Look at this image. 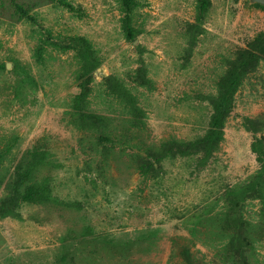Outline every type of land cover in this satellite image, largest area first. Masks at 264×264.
<instances>
[{"label": "rangeland", "instance_id": "rangeland-1", "mask_svg": "<svg viewBox=\"0 0 264 264\" xmlns=\"http://www.w3.org/2000/svg\"><path fill=\"white\" fill-rule=\"evenodd\" d=\"M134 2L139 34L128 41L119 0H0V199L33 154L43 161L32 182L50 190L49 202L20 203L0 218V264H184L185 251L194 264H243L224 249L231 231L214 216L257 176L264 195V170L250 150L254 136L264 137V59L236 91L206 166L163 158L146 177L137 167L149 149L204 133L210 109L199 96L214 93L223 58L264 32V11L245 0H209L187 55L196 0ZM72 37L85 39L98 60L84 114L103 117L105 128L79 122L71 108L80 63L63 48ZM138 68L148 86L134 81ZM108 76L136 98L141 127L107 94ZM245 119L261 121L260 132L248 131ZM244 196H233L249 225L243 257L264 264V202Z\"/></svg>", "mask_w": 264, "mask_h": 264}, {"label": "trees", "instance_id": "trees-1", "mask_svg": "<svg viewBox=\"0 0 264 264\" xmlns=\"http://www.w3.org/2000/svg\"><path fill=\"white\" fill-rule=\"evenodd\" d=\"M119 2L123 12L121 32L126 40L134 41L139 34V31L133 28L131 19V12L135 7V2L134 0H119ZM208 6L209 0H196L194 22L186 24L185 26L187 55L195 45L196 37L201 35L204 31L202 25ZM253 6L264 11V7L257 5ZM15 9L19 14L23 16L27 15L19 6L15 5ZM69 49L75 52L80 63L79 72L76 76L78 92L72 99L71 108L79 122L89 120L92 125L105 128L107 123L104 120L106 119L94 114H84V108L91 91L89 87L91 73L97 68L98 60L93 54L89 43L83 38H69L68 44L63 50ZM40 53L41 48L39 47L36 52L38 57ZM263 59L264 32L257 33L244 48L236 50L230 57L223 58V71L215 81L214 93L206 96H199L201 100L207 103L210 109L209 120L204 133L189 141H166L160 145L158 151L149 149L145 158L141 161L140 159L135 161H140L137 167L138 173L145 177L148 176L149 173L152 175L154 172V164L159 163L163 158L193 157L196 159L199 168L206 166L207 161L212 158L213 153L218 150L222 141L223 123L232 109L233 97L236 91L246 76L255 71L259 62ZM135 74L136 77L134 81L139 87L149 85L143 68H138ZM104 85L107 94L119 100L122 107L129 114L131 118L129 124L134 127H141L142 122L140 119L143 117V113L137 105L136 98L112 76H108L104 79ZM244 127L251 133L257 134L261 130L262 123L258 120L245 119ZM102 139L105 140V137L102 136ZM250 150L254 155L255 162L264 170V137L254 136L250 144ZM42 161V154H33L29 156V159L24 160L16 167L13 177L6 187L8 192L0 199V218L13 216L14 210L20 203L39 204L49 202L50 190L48 185L46 183L35 184L32 182L36 169ZM255 178L257 180L256 183L244 185L240 190L241 193L239 192L237 196L236 193H233V196L239 198L243 193L247 198L253 197L263 203L264 195L260 188V177L257 176ZM233 196L228 201V211L223 214L219 213L215 215L214 219L216 220V224L224 223V227L231 231V234L224 236V238L227 239L223 244L224 249L230 252L231 257L236 256L239 258L240 263L246 264L243 254L246 248L249 247V241L244 233L249 225L242 220L241 215L238 213V201L235 202ZM86 231L90 232V228H86ZM182 258L184 264H194V260L188 251L182 253Z\"/></svg>", "mask_w": 264, "mask_h": 264}, {"label": "water", "instance_id": "water-1", "mask_svg": "<svg viewBox=\"0 0 264 264\" xmlns=\"http://www.w3.org/2000/svg\"><path fill=\"white\" fill-rule=\"evenodd\" d=\"M249 5H257L260 7H264V0H245ZM9 65H6V68H8Z\"/></svg>", "mask_w": 264, "mask_h": 264}]
</instances>
